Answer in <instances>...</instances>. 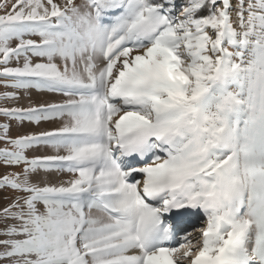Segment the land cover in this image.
Segmentation results:
<instances>
[{
  "label": "snow or ice",
  "instance_id": "obj_1",
  "mask_svg": "<svg viewBox=\"0 0 264 264\" xmlns=\"http://www.w3.org/2000/svg\"><path fill=\"white\" fill-rule=\"evenodd\" d=\"M0 88V264H264V0H0Z\"/></svg>",
  "mask_w": 264,
  "mask_h": 264
},
{
  "label": "rangeland",
  "instance_id": "obj_2",
  "mask_svg": "<svg viewBox=\"0 0 264 264\" xmlns=\"http://www.w3.org/2000/svg\"><path fill=\"white\" fill-rule=\"evenodd\" d=\"M79 2V0H77ZM33 39H36V37H31ZM15 66V62H13V65ZM3 91H13L12 89H4L0 88V92ZM60 98L57 97L54 94L51 93H42L38 92L35 89L29 91L28 93L21 92L20 93V99L17 101H9V102H3L0 103V106H7V107H12V106H18V107H28L30 104H40L43 102H52L59 100ZM8 122L4 117H0V123H6ZM56 125L53 123H41L40 125H26L23 128H16L14 125L9 133L10 136L16 137L18 135L26 134L29 132H39L41 130H48L51 129L52 127H55ZM5 145L0 142V148L4 147ZM40 154H45L43 150H40L38 152H32L29 151L28 155H40ZM10 171H20L19 168H5L2 164H0V177L6 172ZM41 179H44L45 177L41 176ZM36 179V178H34ZM46 179L50 180L52 183H58L61 179H66L64 176H57L56 174H52L51 176L46 177ZM18 194L11 189H4L0 190V210H2L4 207H6L9 203L12 202L13 198L16 197ZM4 225L0 223V228H2ZM184 264H189V262L186 260L184 261Z\"/></svg>",
  "mask_w": 264,
  "mask_h": 264
}]
</instances>
